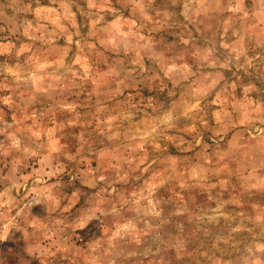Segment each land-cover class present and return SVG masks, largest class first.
<instances>
[{
  "label": "rangeland",
  "instance_id": "obj_1",
  "mask_svg": "<svg viewBox=\"0 0 264 264\" xmlns=\"http://www.w3.org/2000/svg\"><path fill=\"white\" fill-rule=\"evenodd\" d=\"M0 264H264V0H0Z\"/></svg>",
  "mask_w": 264,
  "mask_h": 264
}]
</instances>
